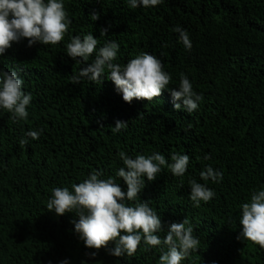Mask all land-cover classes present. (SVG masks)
<instances>
[{
  "label": "trees",
  "instance_id": "1",
  "mask_svg": "<svg viewBox=\"0 0 264 264\" xmlns=\"http://www.w3.org/2000/svg\"><path fill=\"white\" fill-rule=\"evenodd\" d=\"M63 3L71 20L63 42L28 47L22 39L0 57V71H17L23 91L32 96L26 120L14 122L0 109V264H159L161 249H146L143 242L132 257L110 255V242L93 258L95 250L75 233L77 214L57 216L47 209L53 188L71 191L93 171L115 179L126 192L116 177L124 167L121 151L131 158L160 153L168 164L172 153L189 155L183 177L163 166L155 181L145 177L139 194L160 215L162 239L173 222L187 217L193 225L199 250L181 264H264V249L237 239L240 205L250 202L253 190L264 189V0H164L135 9L126 0ZM93 12L99 13L96 21L90 19ZM176 26L189 34L191 50L172 31ZM102 28H108L106 37L100 36ZM87 33L100 41L97 51L108 40L118 42L114 63L120 65L141 52L157 56L172 77L168 89L151 102L128 104L107 70L102 84L86 78L73 84L72 75L95 56L73 60L66 44ZM181 73L203 97L191 114L182 101L175 110L168 91L179 86ZM117 120L128 124L114 133ZM28 131H40L39 139L27 137ZM209 165L222 171L220 182L200 178ZM191 179L215 196L195 207Z\"/></svg>",
  "mask_w": 264,
  "mask_h": 264
},
{
  "label": "clouds",
  "instance_id": "2",
  "mask_svg": "<svg viewBox=\"0 0 264 264\" xmlns=\"http://www.w3.org/2000/svg\"><path fill=\"white\" fill-rule=\"evenodd\" d=\"M163 2L126 0L131 9L155 7ZM90 19L98 20L99 13L93 12ZM70 24L63 0H0V57L22 39L28 40V47L35 44L57 46L64 41ZM172 31L178 33L179 41L191 50L187 31L180 26ZM107 32L108 28H102L100 36L106 37ZM99 43L92 33H87L83 37H72L66 44V55L73 60L80 58L88 62L90 57L95 56L91 63L80 69L78 75H72L73 84L81 83L82 78L102 84V77L107 70V79L128 104L133 100L151 102L168 89L172 77L164 71L163 62L157 56L141 52L120 65L114 63L119 52L118 42L108 40L97 51ZM23 85L24 80L17 71H0V109L11 113L10 118L14 122L26 120L29 115L27 108L32 96L23 91ZM168 91L174 109L181 110V103L177 101H182L183 109L188 114L198 110L203 99L193 90L192 83L184 73L180 74L179 86ZM127 124L126 121L117 120L112 131L119 133ZM26 136L33 140L39 139L40 131H28ZM27 143L25 138L20 140L22 146ZM118 156L124 167L116 172V177L125 182L126 192L115 179H102V171H93L83 182L72 184L71 191L68 187L53 188L51 198L47 201L48 211H54L57 216L73 212L77 214L78 221H72L75 233L86 248L95 250L91 252L93 258L110 242L115 244L110 255L132 257L143 242L146 249H161L159 264H181L191 252L199 250L200 241L193 235V225L187 217L182 222H173L162 239L158 235L163 231L160 215L150 207L149 201H140L139 194L145 187V177L148 182L155 181L163 166H167L173 176L183 177L189 164V155L172 153L171 164L160 153L131 158L121 151ZM204 158L210 159L209 156ZM222 177V171L211 165L200 172V178L204 181L217 183ZM189 185V199L195 207H199L201 202L208 203L215 196L212 189L198 183L196 179L189 180ZM240 208L239 224L242 231L237 239L243 238L264 249V189L253 190L250 202L242 203ZM61 264H68V261H61Z\"/></svg>",
  "mask_w": 264,
  "mask_h": 264
}]
</instances>
